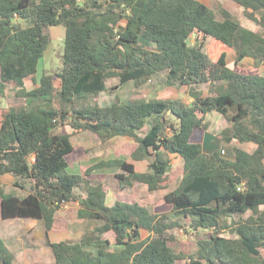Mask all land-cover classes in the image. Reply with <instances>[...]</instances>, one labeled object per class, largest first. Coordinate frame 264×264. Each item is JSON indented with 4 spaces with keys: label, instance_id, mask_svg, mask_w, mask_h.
Wrapping results in <instances>:
<instances>
[{
    "label": "trees",
    "instance_id": "obj_1",
    "mask_svg": "<svg viewBox=\"0 0 264 264\" xmlns=\"http://www.w3.org/2000/svg\"><path fill=\"white\" fill-rule=\"evenodd\" d=\"M230 1L264 30V0ZM57 26L66 30L62 69L44 74L27 90L25 80L35 78L50 47L49 28ZM208 38L234 51L235 66L251 58L256 69L264 67V34L198 0H0V95L8 97L11 86L26 101L0 116V178L14 176L15 188L23 191L30 184L20 197L7 193L0 180V219L42 220L47 233L64 228L56 212L81 199L77 191L84 182L68 172L74 146L69 135L58 133L67 123L75 134L89 131L102 142L132 139L131 158L149 161L152 172L137 173L118 159L88 168L86 177L100 168L122 172L88 186L78 218L100 225L78 242H50L53 264H264V76L231 69L227 51L212 58L205 50ZM161 75L166 87L190 89L192 104L134 100L68 108L107 91L110 79H119L112 87L117 90ZM205 85L209 96L200 90ZM214 112L230 125L221 140L233 146V160L222 150L207 154L197 139ZM165 152L183 161L177 170L181 180L165 196L170 212L135 200L107 206L104 186L121 187L131 196L135 182L150 191L165 188L170 170ZM179 220L189 221L193 230L213 231L198 241L195 254L169 245L168 234L181 227ZM143 230L151 234L145 240ZM224 230L235 237L222 236ZM109 232L116 235L117 249L105 238ZM15 260L0 236V264Z\"/></svg>",
    "mask_w": 264,
    "mask_h": 264
},
{
    "label": "rangeland",
    "instance_id": "obj_2",
    "mask_svg": "<svg viewBox=\"0 0 264 264\" xmlns=\"http://www.w3.org/2000/svg\"><path fill=\"white\" fill-rule=\"evenodd\" d=\"M207 4L214 11H219L221 8H224L231 12L235 18H237L240 23L253 31L260 32L264 34V30L258 25L256 22L248 19L244 13V9L232 2L230 0H199ZM124 25L126 21L122 22ZM65 27H51L49 28V36L51 37V44L49 49L46 51L44 58L41 60L37 78L41 79L44 74H52L62 69L61 56L64 49V40H65ZM205 50L206 52L215 60L219 58L221 53L227 51L229 53V67L238 72H257L256 69L252 66L253 60L247 59L241 66L237 67L234 64V51L229 48H224L221 46L216 40L208 38L205 42ZM261 76H264V68L258 69ZM26 88L31 89L35 87V83L27 79ZM165 76H156L151 82H148L144 86L138 87L134 82L127 83L117 90H112V87L115 85H119V79H110L107 81L108 90L99 94L98 96H90L87 99L76 102L72 107H68L73 109V107L79 109L84 106H101L106 107L115 102L128 103L134 100H168V99H179L186 103L187 105H191L193 98L191 97L190 89L187 88H178V87H166L164 86ZM56 86L58 87L60 82L55 80ZM200 90L203 92L205 96H209L211 92V87L208 85L200 87ZM7 96H0V116L10 107H22L25 106L26 101L20 98L16 94V89L14 87L9 86L7 88ZM54 106L57 109L61 108L59 100L56 98L54 101ZM202 117L201 114H199ZM205 122L208 124V129L206 131H201L197 133V139L204 141L205 139V151L210 150L212 153L215 150H225L226 154L223 155L225 157L231 154L232 145L223 143L221 140V135L223 131L230 127L228 121H226L220 114L214 112L205 117ZM58 133L60 134H70L72 136V141L75 143L77 150L80 146H83L87 149V154L83 156V159H87L90 157L92 160L91 163H94L101 159H107L108 157L114 156L116 151L121 148L124 154L129 155V153L134 149L133 146H128L127 138L120 137V139L110 141L107 143H103L100 141L99 137L92 132H84L80 135H72L73 130L69 124L59 125ZM209 141V142H208ZM210 143V145H209ZM125 144V145H124ZM236 144V143H234ZM207 145L209 147H207ZM242 146V145H241ZM229 147V148H228ZM245 149H248V145L242 146ZM232 155V154H231ZM230 156V155H229ZM71 163L79 162L80 158H77V152L74 156L70 157ZM88 162H85L84 165H87ZM78 167V166H76ZM80 168V167H79ZM78 169V168H75ZM70 174H79V171L73 170L71 168L68 169ZM107 173L106 175L113 173H118V169H107V171L97 172V173ZM100 176H90L86 177L85 182L83 183L82 189L77 192L83 194V192L87 189L88 181H92L95 185L99 183ZM3 183V187L8 192H14L16 195L22 197L30 192V184L26 183V190L23 191L19 188H15L16 179L12 175H7V177L1 178ZM138 195L143 198L149 204H153L158 206V212L165 210L166 212L171 211V207L164 206L165 204V192H150L144 190L143 187L138 186ZM72 212L67 213L72 215L71 219V228L73 229L70 237L79 236V230L83 234L85 232H89L92 230L93 223L87 221L80 222L76 219V210H71ZM161 213V212H160ZM163 213V212H162ZM165 213V212H164ZM249 215V214H248ZM247 215V216H248ZM246 216V217H247ZM62 217V216H61ZM65 217V215H63ZM16 219V218H14ZM181 227L173 229L170 236V245L177 251H185L189 254H195L197 252L198 246L197 243L199 240H206L210 236L213 235L212 230L207 231H193L189 228L190 224H187L186 221L179 220ZM76 230V231H75ZM193 231V232H192ZM222 236L227 238L235 237L234 234L231 233V230L221 231ZM0 236H2L7 241L8 248L13 251L16 256L15 264H53L54 255L52 249L50 247V239L45 232L44 226H42L37 221H32L30 219H22L12 220L7 222L0 223ZM107 239L113 242L112 247L116 249L114 244V238L112 234L106 236ZM262 255L264 257V249L262 250Z\"/></svg>",
    "mask_w": 264,
    "mask_h": 264
},
{
    "label": "crops",
    "instance_id": "obj_3",
    "mask_svg": "<svg viewBox=\"0 0 264 264\" xmlns=\"http://www.w3.org/2000/svg\"><path fill=\"white\" fill-rule=\"evenodd\" d=\"M199 1V0H198ZM202 2V1H201ZM204 3V2H203ZM204 4H206V3H204ZM207 5V4H206ZM58 27V26H57ZM247 59H251V58H247ZM247 59H245L243 62H242V64L244 65V63H245V61L247 60ZM253 60V59H252ZM253 65V67H254V69H256L255 68V66H254V61H253V63H252ZM40 65V64H39ZM262 68H264V67H262ZM261 69V68H260ZM257 70V73H259V71H258V69H256ZM27 79H30V80H32L34 83H35V81L36 82H38L39 83V81H40V79H38L37 78V75L35 76V78L34 79H32V78H27ZM26 79V80H27ZM25 80V88H26V85H27V81ZM36 86L35 87H37V84H35ZM35 87H33V88H35ZM33 88H31V89H33ZM27 90H31V89H28V88H26ZM1 96V95H0ZM2 97V96H1ZM71 127V126H70ZM73 130V129H72ZM87 132H89V131H87ZM81 134V133H80ZM80 134H75L74 133V130H73V133H72V135H80ZM63 135H69L70 137H71V142H72V144H73V146H74V153L71 155V156H74V154L77 152V158H80V160H79V162H76V163H74L73 164V162L71 163V165H70V167L69 168H71V169H73V170H77V171H79V175H81L83 178H84V182H85V178H86V176H85V171L88 169V168H90V167H94L95 165H100V164H102V163H108V162H113L115 159H118V160H123V161H126L127 163H129V164H131V165H133L134 166V168H135V171L137 172V173H141V174H144V173H148V172H152L151 171V169H150V163H149V161H147V160H140V161H136V160H133L132 158H131V154H132V152L136 149V144H134V141L132 140V139H130V138H127V145L128 146H133L134 147V149L129 153V155H127V154H124L123 153V151H121V148L118 150V151H116V153L114 154V156H111V157H108L107 159H101V160H98V161H96V162H94V163H91V159H90V157L89 158H87V159H83V156H85L86 154H87V149L88 148H84L83 146H80V148L77 150V147H76V145H75V143H73V141H72V136L70 135V134H63ZM124 138V137H123ZM100 139V138H99ZM117 139H120V137L119 138H114L113 140H111V141H114V140H117ZM206 139V138H205ZM205 139H204V141H203V147H204V151H205ZM100 141H101V139H100ZM102 142V141H101ZM110 142V141H109ZM209 142V141H208ZM103 143H107V142H103ZM234 143H236L237 144V142L235 141ZM125 145V144H124ZM209 145H210V143H209ZM207 147H209L208 145H207ZM229 148V147H228ZM232 149V148H231ZM225 151V150H224ZM227 151H228V156H227V158L228 159H231V160H233L234 159V157H233V153H231V154H229V150L227 149ZM207 154H211L212 152L210 151V150H207V151H205ZM231 152H232V150H231ZM165 154H166V156H167V158L169 159V162H170V170L167 172V174H166V178H167V180L169 179V181H168V183H167V186L165 187V188H163V189H160V190H157V191H150L149 190V188H148V186L147 185H144V184H142V183H139V182H135L134 183V187H133V190H132V196L131 195H128V194H126V192H122L121 191V187L119 188V187H117L116 188V190H114V189H112V188H110V187H107V186H104V189H105V191H106V193H107V197H106V204H107V206H109V207H113L115 204H116V202H118V201H124V202H130V201H132V200H135V201H137V202H139V204H141V205H151V206H153L154 208H155V210L158 212V206H155V205H153V204H149V203H145L146 201L142 198L141 199V197H139V195H138V190H137V187L138 186H141V187H143L144 188V190H147V191H150V192H159V191H164L166 194H168L169 192H171V191H173V190H175V188L177 187V183L181 180V177L180 176H178L177 175V170L178 169H181V168H183V161H182V159L179 157V156H177L176 154H170V153H167V152H165ZM230 155V156H229ZM85 162H88L87 163V165H84V163ZM76 166H78V167H76ZM80 167V168H79ZM75 168H78V169H75ZM107 169H115V168H100V169H97V170H94L88 177H90V176H92V174H93V176H100L99 178H101V179H99L98 181H99V183L98 184H100V183H102V182H104L109 176H114L115 175V173H113L112 175H110V174H108V175H106L107 173H97L98 171L100 172H103V171H107ZM116 169H118L119 170V172L118 173H121L122 171H121V169L120 168H116ZM117 174V173H116ZM3 177H7V175H4V176H2L1 178H3ZM1 178H0V180H1ZM2 182V181H1ZM83 182V183H84ZM86 182H89L88 183V186H95V184L92 182V181H86ZM2 185H3V183H2ZM97 185V184H96ZM82 186H83V184L81 185V187L79 188V191L82 189ZM88 188V187H87ZM4 189H5V187H4ZM87 190V189H86ZM86 190L83 192V194H80V193H78L77 195L79 196V197H81V199H79V200H77V201H72V202H68V203H66L65 205H63L60 209H58V211L56 212V216H55V219H56V222H57V224H58V221L59 222H62V225H64V228H60L59 226H57V231L55 232V231H50L49 233H47V231H46V227H45V224H44V222L42 221V220H36V219H30V220H32V221H37V222H39L42 226H44V228H45V232H46V234L48 235V237L49 238H51L50 240V242L51 243H59V242H63V241H75V242H78V241H80L81 240V238L86 234V233H90V232H92L93 230H94V228L95 227H97V226H99L100 225V223H97V222H94L93 223V226H92V230L91 231H89V232H85L84 234H83V232H81V231H86L85 230V228H84V230H79V232L78 233H80V235L78 236H72V237H70V234H71V232H72V228H71V219H72V215L71 214H68L67 215V213H69V212H72L71 210H76V215H77V217H76V219L78 220V221H80V222H84L85 224H88V223H86L87 222V220H81V219H79L78 218V213H79V211H80V209H82V206H81V202L84 200V197H85V195H86ZM5 191L7 192V193H11V192H8L6 189H5ZM78 192V191H77ZM166 194H165V196H166ZM165 199V198H164ZM164 206H168L169 207V204H167L166 203V200H165V204H164ZM161 213L163 212H166L165 210H163V211H160ZM159 212V213H160ZM63 215H65V217H63ZM62 216V217H61ZM20 218H16V219H11V220H3V219H0V223H2V222H7V221H12V220H19ZM22 219H26V218H22ZM186 223L187 224H190V222L189 221H186ZM89 225V224H88ZM190 226V225H189ZM190 228V227H189ZM191 230H193V229H191ZM76 231V230H75ZM193 231H197V232H201L202 230H198V229H194ZM192 231V232H193ZM170 234H171V231L169 232ZM109 234H112L113 235V238H114V244L116 243V235L113 233V232H109V233H107V234H105V238H107L106 236H108ZM151 234L149 233V232H147V231H145V230H143L142 231V239L143 240H145V239H147L149 236H150ZM2 237V236H1ZM3 238V237H2ZM4 239V238H3ZM5 241H6V239H4ZM111 241V240H110ZM6 243H7V241H6ZM111 243L113 244V242L111 241ZM169 245H170V243H169ZM171 246V245H170ZM114 247V246H113ZM172 247V246H171ZM173 248V247H172ZM116 249H117V247H116ZM176 251V250H175ZM13 252V251H12ZM177 252V251H176ZM179 252H185V251H179ZM185 253H188V252H185ZM189 254V253H188ZM53 263H54V261H53Z\"/></svg>",
    "mask_w": 264,
    "mask_h": 264
},
{
    "label": "built area",
    "instance_id": "obj_4",
    "mask_svg": "<svg viewBox=\"0 0 264 264\" xmlns=\"http://www.w3.org/2000/svg\"><path fill=\"white\" fill-rule=\"evenodd\" d=\"M77 1H78V2H82V0H77ZM222 154L225 155V154H226V151L222 150ZM63 205H65V203L62 204V206H63Z\"/></svg>",
    "mask_w": 264,
    "mask_h": 264
}]
</instances>
